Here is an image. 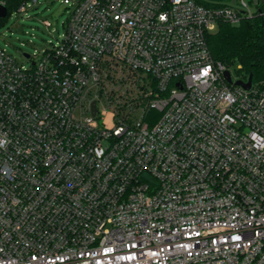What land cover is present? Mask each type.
<instances>
[{
	"label": "built area",
	"instance_id": "1",
	"mask_svg": "<svg viewBox=\"0 0 264 264\" xmlns=\"http://www.w3.org/2000/svg\"><path fill=\"white\" fill-rule=\"evenodd\" d=\"M259 13L79 0L30 65L0 46V264H264V85L208 42Z\"/></svg>",
	"mask_w": 264,
	"mask_h": 264
},
{
	"label": "rangeland",
	"instance_id": "2",
	"mask_svg": "<svg viewBox=\"0 0 264 264\" xmlns=\"http://www.w3.org/2000/svg\"><path fill=\"white\" fill-rule=\"evenodd\" d=\"M79 0H27L26 7L19 11L11 9L0 25V46L12 54L18 61L26 65L39 51L58 43L65 33V25L69 12ZM3 19V18H1ZM50 22V26L46 24ZM239 65H234L231 71L238 79L242 75Z\"/></svg>",
	"mask_w": 264,
	"mask_h": 264
},
{
	"label": "trees",
	"instance_id": "3",
	"mask_svg": "<svg viewBox=\"0 0 264 264\" xmlns=\"http://www.w3.org/2000/svg\"><path fill=\"white\" fill-rule=\"evenodd\" d=\"M5 1L8 16L11 9H18L27 0ZM196 1L206 5L224 0ZM258 1L261 13L254 18H245L239 24L219 23L218 29L209 34L208 42L216 61L229 69L237 64L243 78L252 75L254 83L264 85V0ZM5 18L0 19V25Z\"/></svg>",
	"mask_w": 264,
	"mask_h": 264
},
{
	"label": "water",
	"instance_id": "4",
	"mask_svg": "<svg viewBox=\"0 0 264 264\" xmlns=\"http://www.w3.org/2000/svg\"><path fill=\"white\" fill-rule=\"evenodd\" d=\"M7 16V7L5 6V5H3V4H1L0 3V19L1 18H5ZM25 55V57H29V54H24ZM225 77H226V79L228 80V82H230V83H232V76H231V73H230V71H225ZM252 82H253V80H252V75H249L248 76V81L247 82H244L243 80H237L236 82H235V84H237V85H241V86H243L245 89H249V88H251V86H252ZM95 112H96V103H93V115L95 114Z\"/></svg>",
	"mask_w": 264,
	"mask_h": 264
}]
</instances>
